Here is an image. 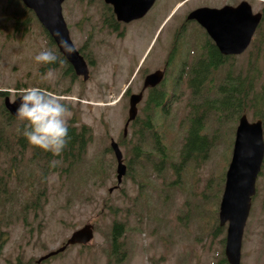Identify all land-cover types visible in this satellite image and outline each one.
I'll return each mask as SVG.
<instances>
[{
	"label": "rangeland",
	"instance_id": "obj_1",
	"mask_svg": "<svg viewBox=\"0 0 264 264\" xmlns=\"http://www.w3.org/2000/svg\"><path fill=\"white\" fill-rule=\"evenodd\" d=\"M179 1H159L154 14L149 16L158 15L156 22L159 21L149 39L146 24L139 22L128 28L125 39L114 38V43L105 30L96 37L98 47L94 50L90 18L94 21L92 16H97L96 13L89 0H68L64 15L71 38L77 48L96 60L90 67V80L83 81L68 76L62 61L52 68L37 64L33 58L44 49H51L59 58L55 44L34 16L28 15L24 21L17 22L20 8L16 0H0V88L10 89L12 100L23 89L33 86L62 96L69 105L67 120L74 118L79 126H90L94 134L87 154L77 166L67 168L59 161L51 167L50 162L56 158L49 160L43 151L36 154L40 148L27 140L23 144L18 141L23 131L21 126L26 122L11 121V131L3 139L9 150L0 151L3 176L0 178L6 185L0 189V242H3L0 264L36 262L88 223L95 226L90 244L71 246L41 264H214L224 255L227 232L226 226H219L217 213L238 120L233 114L210 109L201 118L202 131L212 140L208 153L193 156L180 166L193 112L206 108L205 104L216 107L215 100L206 102L205 98L190 102L193 91L188 83L175 82L182 62H193L189 57L194 53L190 39L181 42L182 52L175 59L178 64L172 68L173 81L168 78L163 84V90L168 88L175 93L167 103L168 111L158 109L154 116L158 126L165 124L163 127L170 129L168 157L162 159L148 131L144 130L145 143L140 145L138 131L147 115L145 101L139 105L140 121L129 126L127 139L120 143L126 164L124 173H127L120 186L117 159L110 149L111 139L119 142L123 135L130 93L141 90L146 73L165 66L171 48L168 46H172V38H167L175 23L179 25L197 7L237 5L243 0H189L171 13L169 7ZM247 1L254 12L262 11L264 0ZM188 32L199 31L192 24ZM256 36L248 50L222 66L214 81L209 78L205 90L208 88L211 96H215L221 78L228 72L235 76L240 73L244 79L249 62L252 66L249 75L259 82L256 89L260 88L264 81V24ZM152 38L143 60L147 59L146 63L135 73L145 42ZM49 71L52 77L44 79ZM127 88L129 94L121 96ZM257 110L254 107L246 110L250 121L258 118L254 115ZM135 145L140 147L138 153L133 151ZM198 145L201 150L206 148L204 142ZM30 185L32 191L28 189ZM256 186L243 237L242 264H264V164ZM111 188L114 189L110 191ZM35 197H39L38 206L32 205ZM115 222L123 223L125 228L120 258L110 253Z\"/></svg>",
	"mask_w": 264,
	"mask_h": 264
},
{
	"label": "water",
	"instance_id": "obj_2",
	"mask_svg": "<svg viewBox=\"0 0 264 264\" xmlns=\"http://www.w3.org/2000/svg\"><path fill=\"white\" fill-rule=\"evenodd\" d=\"M25 5L35 10L40 21L49 30L58 44L62 53L67 57L78 75L89 78L87 63L79 51L75 48L69 34V29L62 13L64 0H22ZM114 5L119 19L130 21L143 16L152 6L154 0H106ZM189 18L197 19L214 39L217 46L224 54H240L250 44L253 35L261 22L262 13H254L252 6L243 1L238 6L225 5L221 8L200 7L192 11ZM69 42L75 51L67 55L60 46L59 38ZM162 79V72L157 71L148 76L146 85H156ZM142 99V93L133 94L130 100L128 123L136 118L137 104ZM19 99L12 103L6 98V106L14 115ZM15 116V115H14ZM112 146L119 160L118 178L124 174L126 166L122 163V153L117 143ZM264 161V138L262 121L250 122L244 114L239 121L236 131V139L226 176V185L220 206L221 225L229 222L226 242V255L231 264L241 263L242 238L246 221L248 219L252 196L256 192V179ZM93 238V226L87 224L76 231L68 240V243L55 252L40 259H45L53 254L63 251L67 245L74 243H88Z\"/></svg>",
	"mask_w": 264,
	"mask_h": 264
},
{
	"label": "trees",
	"instance_id": "obj_3",
	"mask_svg": "<svg viewBox=\"0 0 264 264\" xmlns=\"http://www.w3.org/2000/svg\"><path fill=\"white\" fill-rule=\"evenodd\" d=\"M20 15H18L17 22L19 23L20 20L22 19L23 16H26V13L29 11L27 8L20 3ZM263 11V20L261 25L259 26L258 31L261 29V26L264 24V7L262 9ZM257 31V32H258ZM254 40H257V36L255 35ZM206 53L200 59V63H203V66H199L197 73L199 75V79L203 80L207 78V72L209 73L210 68H217L219 67L226 57H223L218 49L216 48L215 44L212 43H207L206 44ZM205 57V58H204ZM65 62V59H62ZM61 60L57 61L60 62ZM56 62V63H57ZM250 67L248 70V73L244 79H242V76L240 75L239 81L235 80L231 77H227L226 81L223 86H221V91H219V94L217 97L214 99H211L212 101H216V107H207L203 108L201 111L196 109L195 112H193V116L191 117V125L189 129L187 130V135H186V142L185 145L182 149L181 153V159L182 161L180 162V166H183L182 163H185L188 161L193 156H198V154L205 156L210 148V145H212V140H210L206 135L203 133V128L201 126V118L205 116L210 109L214 108L218 112L222 114H233L235 117L241 116L243 112L246 110H249V108L254 107L257 108L258 110L254 113L255 117L262 118L264 122V82L261 84L259 89H255L254 87V80L252 77H249V73L252 69L251 62H249ZM51 64H48V67ZM57 65V64H56ZM67 70V73L73 72L71 66L65 63ZM75 76V75H73ZM238 81V82H237ZM196 89H201L199 85H195ZM8 92H0V151L1 149H8L10 146H8V143L3 144V139L7 135L6 133H10V126H11V121L15 120L9 112L6 110L4 103H2V98H4L6 95H8ZM162 97V95H161ZM167 105L166 102H163L162 100L155 99V97H150L147 103V111L149 110L150 112L148 116H146L142 122H141V131L143 132L148 131L152 133L153 139H154V144L157 148V150L162 154V159H165L164 156L168 157V153L166 151L167 145L170 144L169 141V136L167 131L169 127H163L165 124L162 126H158L154 122V116L156 115V112L158 108L165 107ZM206 105V104H205ZM207 106V105H206ZM162 111V110H161ZM164 111V110H163ZM165 112V111H164ZM139 118L135 120L134 124H137L139 122ZM72 122V121H71ZM23 127V126H21ZM21 129V128H20ZM77 128L74 127V125L70 124L69 125V142L67 144V147L64 151L59 156H54L51 152H45L43 149H37L36 154H38L40 151L45 152L46 158H50L51 156L56 158V160H62L64 163H68V167L70 168L71 166L73 167L74 165L78 164L83 158V155L87 151V147L89 143L93 139V134L92 130L89 126L83 125L80 130H76ZM166 134V136H165ZM18 140L22 142L24 140V137L21 134L18 136ZM204 144L206 145L205 149H200L197 148L199 146L198 144ZM198 143V144H197ZM7 146V147H4ZM9 150V149H8ZM133 151H136L137 153L140 151L139 145H135L133 147ZM35 154V155H36ZM13 161H15V158H13ZM0 177H3L0 175ZM4 179L0 178V189L3 186L5 188V184L3 183ZM28 187H32L31 185ZM43 191V190H41ZM2 191H0V194ZM37 201V200H36ZM125 228L123 223L121 222H115L111 231V252L112 255L118 256L120 258L119 254L121 251V247L123 245V242L121 240L123 234H124ZM3 242H0V248L2 247ZM17 264H37L35 261H30V262H21L19 261ZM215 264H228L226 259L224 257H221L217 263Z\"/></svg>",
	"mask_w": 264,
	"mask_h": 264
},
{
	"label": "clouds",
	"instance_id": "obj_4",
	"mask_svg": "<svg viewBox=\"0 0 264 264\" xmlns=\"http://www.w3.org/2000/svg\"><path fill=\"white\" fill-rule=\"evenodd\" d=\"M59 38L60 46L67 55H72L75 48L63 39L61 34H55ZM37 64H55L58 61L57 55L51 49H44L34 56ZM52 72L44 74V79H50ZM9 89L0 88V92H7ZM19 104L16 107L15 116L22 122V135L27 142L35 147L51 152L59 156L69 142V109L63 102L62 96L53 94L40 87H29L14 97L12 103ZM56 161H51L50 166L55 167Z\"/></svg>",
	"mask_w": 264,
	"mask_h": 264
},
{
	"label": "flooded vegetation",
	"instance_id": "obj_5",
	"mask_svg": "<svg viewBox=\"0 0 264 264\" xmlns=\"http://www.w3.org/2000/svg\"><path fill=\"white\" fill-rule=\"evenodd\" d=\"M159 0L153 5V7L148 11V13L142 17L141 19L131 21L130 23H123L120 22L117 18V15L114 11V7L111 3L107 2L106 0H89V4L92 7V11L96 13L97 16H92L94 18V21L91 20V26L93 29L91 38L95 40L93 42V47L94 50L98 47V43L96 41V37L102 36L105 30L108 31L107 35L114 43L113 39H122L126 36L129 35L128 28L134 24H137L139 22L145 23L146 24V33L151 34L154 27H155V22L158 19V15H156L154 18L149 17L150 14L153 13V10H155L156 6L158 5ZM93 21V24H92ZM186 29V23H182L179 25V29H177L174 34L172 35V46L169 44L170 50L168 51V58L165 64V75L167 72V69L169 68V65L172 63V61H175L176 56L178 58L179 55V46L182 44L181 42L185 40L183 37V31ZM106 47L108 48V45L106 44ZM94 53V52H93ZM220 53V52H219ZM221 54V53H220ZM193 56V54L189 55V57ZM199 59V58H198ZM203 63H200L201 66H203ZM90 64L94 66L96 64L95 58H91ZM181 71L178 75V77L175 79V82L181 83L182 81L189 83L190 80L198 82L200 84H207L209 79L205 78L203 80L199 79V75L197 73L198 68L189 66L188 61H183L181 65ZM219 74V72H218ZM146 76L148 75L147 73L145 74ZM145 76V77H146ZM208 76V75H207ZM206 76V77H207ZM143 78L142 85L144 86L146 78ZM218 77V75H217ZM166 79V78H165ZM221 80H223L221 78ZM213 81V79H211ZM154 89V90H151ZM147 92V98L149 99L150 97H155V99H161V91L159 90V86L157 85L156 87H149L145 89Z\"/></svg>",
	"mask_w": 264,
	"mask_h": 264
}]
</instances>
